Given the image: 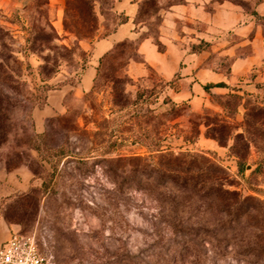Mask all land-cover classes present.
Segmentation results:
<instances>
[{
    "label": "rangeland",
    "instance_id": "obj_1",
    "mask_svg": "<svg viewBox=\"0 0 264 264\" xmlns=\"http://www.w3.org/2000/svg\"><path fill=\"white\" fill-rule=\"evenodd\" d=\"M0 55L40 149L10 168L0 151V249L19 235L48 264H262L264 0H0ZM189 164L222 198L159 178Z\"/></svg>",
    "mask_w": 264,
    "mask_h": 264
},
{
    "label": "trees",
    "instance_id": "obj_2",
    "mask_svg": "<svg viewBox=\"0 0 264 264\" xmlns=\"http://www.w3.org/2000/svg\"><path fill=\"white\" fill-rule=\"evenodd\" d=\"M256 16L260 17L259 15ZM128 19L129 18L125 16L124 20L119 25L127 23ZM0 60V151H2L6 146H10L11 151L7 156L6 165L9 168L13 165L18 167L24 165V161L28 162L30 160L34 162L35 160L31 158L29 151L34 150L40 153V149L37 146V142L34 139L33 134H29L27 126L16 123L14 119L16 107L22 103L21 101L24 98L23 90L21 89L22 86L17 84L18 82L13 78L8 70L7 62L9 59H7L5 55H0ZM223 86V83H209L205 86V88H220ZM37 138H39V136H36V139ZM30 169L34 175H38L36 170L32 167H30ZM192 170L193 167L191 164L185 167L184 174L187 176L189 175L187 178H182L173 172L161 174L159 178L180 187L179 190L181 189L180 191L182 192H193L196 195H200L201 197L203 196L202 199L207 198L211 199V201L217 202L218 199L222 198L219 194L216 196L208 194V187L205 186L203 183L204 181L200 182L198 177L190 175ZM240 170L243 171V168L241 167ZM147 175L150 178L154 177V174L151 173ZM226 194L228 193L226 192ZM258 251L263 255L259 262L264 264V247Z\"/></svg>",
    "mask_w": 264,
    "mask_h": 264
},
{
    "label": "built area",
    "instance_id": "obj_3",
    "mask_svg": "<svg viewBox=\"0 0 264 264\" xmlns=\"http://www.w3.org/2000/svg\"><path fill=\"white\" fill-rule=\"evenodd\" d=\"M0 264H48L38 252L34 242L19 235L0 249Z\"/></svg>",
    "mask_w": 264,
    "mask_h": 264
},
{
    "label": "crops",
    "instance_id": "obj_4",
    "mask_svg": "<svg viewBox=\"0 0 264 264\" xmlns=\"http://www.w3.org/2000/svg\"><path fill=\"white\" fill-rule=\"evenodd\" d=\"M221 14V11H218L217 13H215V16L217 15V16H219ZM119 33L121 32V30L119 29V31H118Z\"/></svg>",
    "mask_w": 264,
    "mask_h": 264
}]
</instances>
